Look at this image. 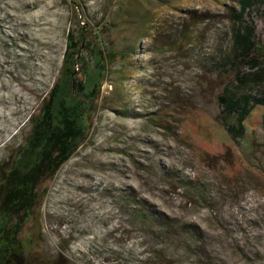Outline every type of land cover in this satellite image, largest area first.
<instances>
[{"label": "rangeland", "instance_id": "obj_1", "mask_svg": "<svg viewBox=\"0 0 264 264\" xmlns=\"http://www.w3.org/2000/svg\"><path fill=\"white\" fill-rule=\"evenodd\" d=\"M239 1L0 0V175L69 32L86 23L106 49L131 50L108 66L89 140L19 234L18 264H264V129L202 145L185 128L196 112L225 124L218 96L233 74L210 62L231 46ZM243 21L264 44V4Z\"/></svg>", "mask_w": 264, "mask_h": 264}, {"label": "trees", "instance_id": "obj_2", "mask_svg": "<svg viewBox=\"0 0 264 264\" xmlns=\"http://www.w3.org/2000/svg\"><path fill=\"white\" fill-rule=\"evenodd\" d=\"M74 4L82 17L81 5ZM239 4L235 19L240 25L234 29L230 48L220 50L210 62L212 70L233 74L218 96L225 124L217 127L200 112L185 122L186 130L202 145L250 143L252 134L264 129V44L255 26H241L244 16L264 0H240ZM80 28L68 33L60 74L40 97L24 142L9 168L1 172L0 264H18L25 250L19 234L40 207L49 183L89 140L108 66L131 56L130 49L117 52L101 46L89 24ZM136 218L142 223L153 219L147 211ZM165 229L170 233L168 225Z\"/></svg>", "mask_w": 264, "mask_h": 264}]
</instances>
